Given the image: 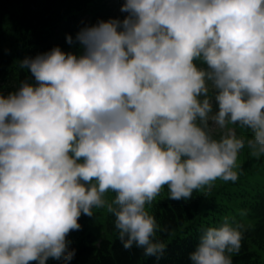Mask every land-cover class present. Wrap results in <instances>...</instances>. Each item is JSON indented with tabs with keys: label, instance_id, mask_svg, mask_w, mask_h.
Masks as SVG:
<instances>
[{
	"label": "clouds",
	"instance_id": "obj_1",
	"mask_svg": "<svg viewBox=\"0 0 264 264\" xmlns=\"http://www.w3.org/2000/svg\"><path fill=\"white\" fill-rule=\"evenodd\" d=\"M120 11L68 35L76 51L24 58L27 77L0 90V264H69L67 237L101 208L125 250L159 260L146 205L165 186L187 201L237 181L245 147L264 156V0H123ZM228 125L251 136L214 138ZM242 239L225 217L189 260L232 264Z\"/></svg>",
	"mask_w": 264,
	"mask_h": 264
},
{
	"label": "trees",
	"instance_id": "obj_2",
	"mask_svg": "<svg viewBox=\"0 0 264 264\" xmlns=\"http://www.w3.org/2000/svg\"><path fill=\"white\" fill-rule=\"evenodd\" d=\"M118 8L116 0H0V30L6 25L10 27L9 31H13L7 46L0 41V90L4 93L12 91L27 77V71L19 68V62L24 58L35 57L55 46L66 52L78 50V45L74 47L67 43V36L75 38L85 26L116 18ZM4 37L5 34L0 32V38ZM212 134L216 139L222 136L213 130ZM195 196L187 201L164 198L158 203L159 208L156 202L148 207V213L157 223L153 240L166 246L159 260L144 256L143 249L135 246L125 250L118 238L115 218L109 214L106 230L110 235L88 233L84 241L70 244L69 249H75L76 255L69 264H191L189 254L195 250L203 231L220 226L211 213L208 220L196 222L193 219L192 214L200 205ZM252 197L255 200L249 204L248 210L254 211L255 204L256 210H260V195ZM216 211L220 212L219 209ZM261 215V222H264V213ZM90 220L82 215L79 219L81 229L72 231L69 236L83 235ZM249 231L245 230V233ZM252 238L254 236L248 233L243 236L239 252L231 254L232 264H254L255 254L249 244ZM56 264H63V261Z\"/></svg>",
	"mask_w": 264,
	"mask_h": 264
},
{
	"label": "rangeland",
	"instance_id": "obj_3",
	"mask_svg": "<svg viewBox=\"0 0 264 264\" xmlns=\"http://www.w3.org/2000/svg\"><path fill=\"white\" fill-rule=\"evenodd\" d=\"M120 6L117 9V17L123 19L126 14L120 11L123 0H119ZM9 26H2L0 32L5 34L4 38H0L3 46L9 44V39L13 35V31H9ZM223 135L230 131H235L238 136H251L250 131L239 128L238 125H228L225 129H220ZM236 171L239 173L237 181H223L216 180L212 182L211 187H205L200 190L194 191L196 200L199 205V209L193 212V219L196 222L208 220L212 215L217 218L219 225H221L225 217L229 218V222L233 224L234 219L243 218L248 221L249 224L254 225L259 223L264 213V201L260 200V210L257 209L255 204V210H248L249 204L255 199L252 197L256 191L264 187V156L253 157L250 155L249 150L245 147L239 154L237 160ZM114 197V193H109L107 198L111 200ZM169 198L167 186L162 189L161 193L151 203H162V199ZM150 204V205H151ZM146 205V210H149V206ZM152 206V205H151ZM157 210V207H155ZM154 209V211H155ZM219 209V211H216ZM93 217H89L91 220L86 227L83 235H71L67 237L72 243H80L84 241L86 234L92 233L96 236L110 235L106 229L108 227V216L109 212L105 208L94 209ZM211 213V216H210ZM264 219V218H263ZM260 225V223H259ZM250 250L255 254L254 264H264V228L261 233L255 236L250 243ZM239 254V253H238ZM58 260L49 259L47 264H56ZM36 264V262H31Z\"/></svg>",
	"mask_w": 264,
	"mask_h": 264
}]
</instances>
